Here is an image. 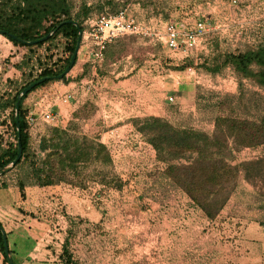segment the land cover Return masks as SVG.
Instances as JSON below:
<instances>
[{
  "label": "rangeland",
  "instance_id": "obj_1",
  "mask_svg": "<svg viewBox=\"0 0 264 264\" xmlns=\"http://www.w3.org/2000/svg\"><path fill=\"white\" fill-rule=\"evenodd\" d=\"M71 1L77 8L82 0ZM124 7L160 30L169 20L187 26L204 22L203 49L189 55L196 60L220 50L264 43V0H128ZM119 39L125 49L117 60L94 70L105 76L102 90L89 62L78 71L76 65L88 56L82 51L66 74L69 82L55 81L37 89L24 104L27 115L34 114L39 98L45 96L55 101L53 110L59 113L56 124L37 119L30 126L32 142L37 144L49 127L72 124L71 132L98 138L108 146L112 164L105 169L127 183L120 189L98 182L86 188L65 183L35 186L21 198L13 175L0 177L8 185L0 188V222L12 259L17 264H55L67 239L79 264H264V158L258 164L259 174L240 172L225 206L210 220L166 177L165 163L157 160L154 149L131 123L134 117L158 116L144 106L160 104V117L175 126L211 134L218 114L258 119L264 90L249 79L239 80L230 66L215 74L195 67L205 85L196 84L187 72L189 65L183 64L184 52L167 47L163 51L141 36ZM28 53L27 47L15 46L0 34V93L6 78L15 74L13 64ZM158 54L174 64L155 61ZM82 72L94 82L83 84ZM116 72L136 90L112 86ZM171 73L179 76V87L172 86ZM158 74L163 77L160 89L150 91L147 80ZM67 91L74 99L60 104L57 98ZM169 95L173 102L167 100ZM223 99L235 111L226 103L221 106ZM8 114V110L0 114V133L12 140ZM229 147L232 164L264 154L263 146L237 150L230 142Z\"/></svg>",
  "mask_w": 264,
  "mask_h": 264
},
{
  "label": "trees",
  "instance_id": "obj_2",
  "mask_svg": "<svg viewBox=\"0 0 264 264\" xmlns=\"http://www.w3.org/2000/svg\"><path fill=\"white\" fill-rule=\"evenodd\" d=\"M127 1L82 0L76 8L71 0H0V34L13 45L29 49L28 54L13 64L15 74L6 78L5 88L0 93V114L9 111L12 135V140H5L0 133V177L13 175L14 186L21 198L25 197L27 188L35 186L50 187L65 183L86 188L90 183L98 182L120 189L127 183L105 169L112 164L108 146L98 138L71 132L72 124L66 128L49 127L37 144L32 142L24 104L28 94L37 89L55 81L69 82L66 75L59 79L56 76L69 64L76 46L78 29L72 21H76L83 30L85 19L99 13H116L124 8ZM51 30L54 33L48 39L31 45L8 35L12 33L22 40L33 41ZM124 49L119 38L109 42L104 49V64L116 58ZM189 55L183 59L186 66L193 65L212 74L230 66L239 80L249 79L264 90V43L247 45L244 49L220 50L197 60ZM162 62L164 65L168 62L174 64L167 57H163ZM42 77L44 81L19 101L18 139L15 119L17 96L27 85ZM226 102V99L221 100V106ZM225 106L235 111L229 103ZM131 123L154 149L157 160L165 163L163 172L166 177L187 195L207 219H215L223 209L240 172L247 176L251 170L254 174L260 173L258 164L262 162L264 154L257 160L232 164L229 143L232 142L237 150L241 147L264 148V105L258 119L231 114L216 115L211 134L177 127L167 119L154 115L131 118ZM18 140L21 156L11 168L6 169L17 156ZM182 158H186V161L178 162ZM1 180L0 188L6 189L8 185L3 178ZM0 252L3 264H9L1 230ZM9 253L12 259V249H9ZM58 258L55 264H79L68 249L67 239Z\"/></svg>",
  "mask_w": 264,
  "mask_h": 264
},
{
  "label": "built area",
  "instance_id": "obj_3",
  "mask_svg": "<svg viewBox=\"0 0 264 264\" xmlns=\"http://www.w3.org/2000/svg\"><path fill=\"white\" fill-rule=\"evenodd\" d=\"M229 3H236L239 0H228ZM206 26L202 21H195L191 25L180 23L176 20H169L164 23L162 29H158L152 22H144L131 14L127 7L122 8L116 13H99L85 19L84 29L82 30V42L86 41L91 45L90 58L88 60L92 73L97 75L95 84L102 90L105 78L98 75L96 70L104 60V49L106 45L124 36L146 37L153 43H161L173 51H182L185 55L192 54L203 49V38ZM187 72L194 76V83L205 85L202 75L195 71V67L188 66ZM207 78V77H205ZM172 83L180 84L179 76L171 73ZM209 79V78H208ZM83 84L94 82L92 79H81ZM74 99L72 92L67 91L57 98L60 104L71 102ZM169 102L174 101V97H167ZM55 102V101H54ZM54 102H49L45 96H41L36 103V112L27 115V123L32 126L37 119L45 123L56 124L59 113L53 110Z\"/></svg>",
  "mask_w": 264,
  "mask_h": 264
},
{
  "label": "water",
  "instance_id": "obj_4",
  "mask_svg": "<svg viewBox=\"0 0 264 264\" xmlns=\"http://www.w3.org/2000/svg\"><path fill=\"white\" fill-rule=\"evenodd\" d=\"M72 23L74 25H76V27L78 29V38H77L76 46H75V49H74L73 54L71 56L70 62L66 66V68L59 75L56 76V78H58V79L61 78L64 75H66L69 72V70L72 68V66H73V64L75 62L76 56H77V52H78L79 46H80V42H81V38H82V30H81L79 24L76 21H72ZM53 33H54V30H51L45 36H43V37H41L39 39L33 40V41H25V40H22V39L16 37L12 33H8V35L10 37H12L13 39H16L17 41H20V42H23L25 44L31 45V44H35V43H38V42H41V41H44V40L48 39ZM44 79L45 78L42 77V78H40V79H38V80L30 83L23 90H21V92L17 96V101L15 103V119H16V123H17L16 128H17V133H18V139H19V132H20L19 125H18V119H17V115H18L17 112H18V107H19V101H20L21 97L24 94H26L27 92H29L33 87H35L40 82L44 81ZM20 156H21V145H20V142L18 140V152H17V156H16V158L13 161H11L6 166V169L11 168L17 162V160L20 158ZM0 230H1L2 236H3L4 252L6 254L7 260L9 262V264H14L13 261H12V259H11V255L9 253V248H8V242H7L6 233H5V231H4V229H3L2 226H0Z\"/></svg>",
  "mask_w": 264,
  "mask_h": 264
},
{
  "label": "crops",
  "instance_id": "obj_5",
  "mask_svg": "<svg viewBox=\"0 0 264 264\" xmlns=\"http://www.w3.org/2000/svg\"><path fill=\"white\" fill-rule=\"evenodd\" d=\"M148 43H150V44H152V42L151 41H149ZM152 45H154V43L152 44ZM155 46H157L158 48H163V51H164V48H166L163 44H161V43H155ZM91 45H90V43H87L86 41H83L82 43H81V45L79 46V49H78V52H77V56H78V58H77V62L79 61V53H81L82 51H83V54L86 56V53H87V55L88 56H86V57H84V58H81V62H80V64L78 65H76V67L78 66V71H80V70H82V68H83V65L85 64H88V60H89V56H90V51H91ZM115 60H117V57L116 58H114ZM114 59H112V60H110V61H108V65H111L112 64V61L114 60ZM162 60H163V57H162V54H158L157 56H156V58H155V61H161L162 62ZM76 62V63H77ZM89 65V64H88ZM105 66H106V64H104V60H103V62H102V64H101V68L103 69V68H105ZM112 66V65H111ZM99 72H102V71H99ZM83 73V77L85 76V73L84 72H82ZM98 75H99V73H98ZM100 76H104L103 74H101ZM114 79H115V81H116V83H112V86L113 85H115V86H117V85H125V86H129L130 88L129 89H131L132 91H135L136 90V86L134 85V84H132V83H130L129 82V80H127V79H119V77H120V73L119 72H116V74H114L113 76H112ZM104 78H105V76H104ZM160 79H163V77L161 76L160 77V75L158 74V75H156V76H153L152 78L150 77V79L149 80H147V82H148V84L149 85H147V88H150V91L152 90V88L154 89H160L159 87H160V82H161V80ZM153 82V83H152ZM106 83H107V79H106ZM172 83V82H171ZM172 86L173 87H177V85H175V84H173L172 83ZM152 87V88H151ZM128 89V90H129ZM157 89V90H158ZM158 95L160 96V93H158ZM153 109V110H155V115H158V116H160V112H161V105L160 104H155L154 106H151V105H147V106H144V110H146V109ZM129 124V123H128ZM130 125V124H129Z\"/></svg>",
  "mask_w": 264,
  "mask_h": 264
}]
</instances>
